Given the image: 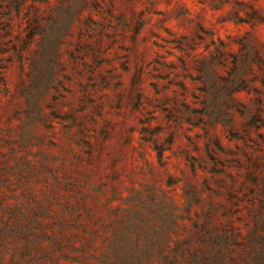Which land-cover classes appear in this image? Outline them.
Listing matches in <instances>:
<instances>
[{
    "label": "rangeland",
    "instance_id": "obj_1",
    "mask_svg": "<svg viewBox=\"0 0 264 264\" xmlns=\"http://www.w3.org/2000/svg\"><path fill=\"white\" fill-rule=\"evenodd\" d=\"M0 264H264V0H0Z\"/></svg>",
    "mask_w": 264,
    "mask_h": 264
}]
</instances>
